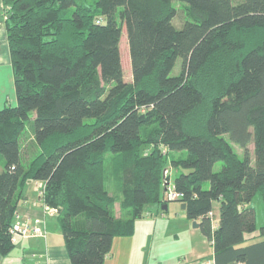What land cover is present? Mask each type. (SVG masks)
<instances>
[{
	"label": "trees",
	"instance_id": "1",
	"mask_svg": "<svg viewBox=\"0 0 264 264\" xmlns=\"http://www.w3.org/2000/svg\"><path fill=\"white\" fill-rule=\"evenodd\" d=\"M3 3L17 103L0 109V254L15 246L10 227L30 180L58 209L71 264H103L148 204L167 205L171 179L215 264H264L250 204L264 200V0Z\"/></svg>",
	"mask_w": 264,
	"mask_h": 264
},
{
	"label": "crops",
	"instance_id": "2",
	"mask_svg": "<svg viewBox=\"0 0 264 264\" xmlns=\"http://www.w3.org/2000/svg\"><path fill=\"white\" fill-rule=\"evenodd\" d=\"M7 103L16 104L17 95L7 37L5 6L3 0H0V109ZM41 186V181L30 180L27 182L23 188V196L17 210L21 215L44 217L47 229L46 236L16 240L14 248L8 254H0V264L32 263L39 256H46L51 264H71L61 229L48 227L47 216H55L56 214L49 215L43 210L39 194ZM36 189L38 190V197L35 192ZM219 213L214 216L217 222L219 221ZM195 220L199 223L198 228L201 229L200 219ZM135 227V232L132 235L114 238L112 249L107 254L103 264H215L214 248L213 251L209 252L204 247L192 243L182 248L183 252H180L179 247L172 245L162 249L161 244L157 245L158 247L154 246L155 243L153 242L156 241L153 231L143 232V225L139 224L138 226V223ZM148 240L150 241L149 245Z\"/></svg>",
	"mask_w": 264,
	"mask_h": 264
},
{
	"label": "rangeland",
	"instance_id": "3",
	"mask_svg": "<svg viewBox=\"0 0 264 264\" xmlns=\"http://www.w3.org/2000/svg\"><path fill=\"white\" fill-rule=\"evenodd\" d=\"M175 5L177 6V15L174 18V22L177 25H181L184 19V12H185L184 6H183V3L180 1L175 2ZM120 45H121L122 65H123L124 72H125V79L132 80L133 73H132V65H131V58H130L129 40H128V35H127V31L125 27H123V35L121 38ZM175 71L177 70H174V72ZM230 142L233 145L235 151L239 153L241 157H244L245 156L244 148H242L239 144L231 140ZM249 151H250L251 158L254 161L255 156H254V143L253 142L249 144ZM175 153L177 155L179 154V152H175ZM221 167H222V161H218L215 164L214 169L220 170ZM169 169L171 171V178L173 180L175 176L179 173V170L175 169L174 167H171ZM169 180L171 181V179ZM107 186H108V189L111 191V193L115 191L117 193L119 192L118 187L116 186V183L112 179V177L108 181ZM40 190H41V187L39 189V192ZM35 192L38 197V190L36 189ZM166 198L168 199V197ZM181 203H182V200H179V199L169 200L167 201V209H164L163 206L160 205L159 203L148 204L146 206L145 214L135 221V226L138 223V226L139 224L143 225L142 227L143 232L153 231L154 233L153 236L156 242H153V241L152 242L155 243L154 246H157V245L159 246L161 244L162 249L164 247H169V245H172L174 247L176 246L179 247L180 252H183L182 248H184L186 245H191L192 243H196L200 245L201 247H204L206 251H209V252L213 251V246L211 245V241L202 232L200 228L194 225V222L196 220L188 217L186 210L182 209ZM213 204H214L213 212H214V216H216L219 213V201L215 200ZM250 204L255 208L257 212V228L252 234L258 235L261 233V227L264 225V200L261 198L260 193L256 194L253 197ZM48 210H51V209H48ZM57 210L56 211L51 210L49 213L48 212H45V213H48L49 215H55L58 212ZM113 210L117 217L126 216L125 215L126 213L122 210L119 201L116 202ZM23 217L30 219V218H38L40 216L23 215ZM47 220L49 221V225H48L49 228L57 227L59 230L61 229L59 220H58V215L47 216ZM33 237H41V234L27 235L25 238H33ZM258 238L259 237H256L254 239H248L245 241V243L252 242L253 240L258 239ZM149 242L150 241L148 240L147 242L148 245H149ZM155 251H156V248H155Z\"/></svg>",
	"mask_w": 264,
	"mask_h": 264
},
{
	"label": "built area",
	"instance_id": "4",
	"mask_svg": "<svg viewBox=\"0 0 264 264\" xmlns=\"http://www.w3.org/2000/svg\"><path fill=\"white\" fill-rule=\"evenodd\" d=\"M168 173V170H165V174ZM166 186H167V194L169 200H175L180 199L182 197L181 193L177 191L174 187V185L171 183V181L168 179H165ZM40 199L42 203L43 210L45 212H50L51 210L56 211V208L50 207L48 204H46L42 200V196L44 194L43 189L41 187V190L39 192ZM51 209V210H48ZM210 217L212 218L213 227L217 225V221H215L214 218V212L211 210L209 212ZM10 234L12 240L15 242L16 240L20 238H25L27 235H38L41 234V236H46L47 229H46V222L44 217H38V218H25L23 215H21L19 212L16 213V218L13 223V225L10 227ZM23 264H51L49 259L45 256H39L37 257L32 263L29 262H23Z\"/></svg>",
	"mask_w": 264,
	"mask_h": 264
},
{
	"label": "water",
	"instance_id": "5",
	"mask_svg": "<svg viewBox=\"0 0 264 264\" xmlns=\"http://www.w3.org/2000/svg\"><path fill=\"white\" fill-rule=\"evenodd\" d=\"M181 207H182V209L186 210V208H187V203H186L185 201H182V203H181ZM163 208L166 209V208H167V205L165 204V205L163 206ZM194 225H195L196 227H198V226H199V223H198L197 221H195V222H194Z\"/></svg>",
	"mask_w": 264,
	"mask_h": 264
}]
</instances>
